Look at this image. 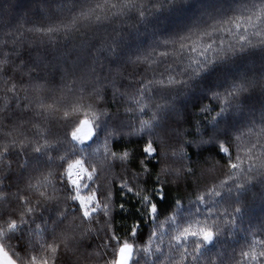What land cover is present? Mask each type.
Returning <instances> with one entry per match:
<instances>
[{
	"label": "snow or ice",
	"instance_id": "snow-or-ice-1",
	"mask_svg": "<svg viewBox=\"0 0 264 264\" xmlns=\"http://www.w3.org/2000/svg\"><path fill=\"white\" fill-rule=\"evenodd\" d=\"M171 2L59 0L40 6L43 22L29 23L25 14L15 28L0 30V200L8 202L7 209L0 208V249L9 264H220L207 250L222 237H234L243 212L241 191L264 180V116L230 141L206 135L197 122L195 134L179 142L184 156L176 160L171 147L160 153L155 179L161 180L163 170L165 183L169 175L178 180L193 172L185 163L186 144L214 142L226 157L208 166L214 172L219 167L217 180L196 195L183 221L176 213L157 221L153 191L144 183L157 159L151 134L139 156L118 142L153 130L163 90L187 86L246 53L264 52V0H243L230 13L210 15L121 57L124 29ZM60 49L77 55L73 60L51 55ZM257 83L264 89V75L211 90L210 101L218 102L211 121L227 115ZM200 111L211 113V104ZM120 113L130 118L128 124L111 123ZM14 164L28 174L22 187L9 192L5 184ZM200 172L205 175L203 168ZM162 187L156 185L157 197ZM233 193L229 210L223 201ZM124 197L150 217L147 238L140 220L124 234L117 232L113 217L126 208ZM176 204L182 207L180 200ZM229 264H264V225L247 233Z\"/></svg>",
	"mask_w": 264,
	"mask_h": 264
},
{
	"label": "trees",
	"instance_id": "trees-1",
	"mask_svg": "<svg viewBox=\"0 0 264 264\" xmlns=\"http://www.w3.org/2000/svg\"><path fill=\"white\" fill-rule=\"evenodd\" d=\"M58 2L59 0H0V30H3L4 27L15 28L17 22L25 14L29 23L43 22L45 17L40 6H51ZM242 2L243 0H172L166 8L149 15L143 21H132L134 27L124 29L120 38L121 57L137 49L147 48L167 35L182 32L194 22L210 15L220 16L230 13L236 5ZM51 55L61 60H73L77 53L72 51L69 54L66 50L60 49ZM261 75H264V52L256 50L237 57L226 66H217L201 77L190 81L187 86L178 85L175 88L163 90L157 100L162 107L157 110L158 119L153 121V130L150 132L145 129L144 135L131 137L127 141L121 139L118 142L119 147L126 145L134 147L136 155L139 156L141 147L149 138L148 135L151 134V139L157 149V159L152 160L151 172L148 173L144 183L147 189L153 191V200L157 203V221L165 219L173 213L177 214L180 221L191 215L196 195L205 191L217 180L215 176L219 172V167L214 172L208 166L213 163L219 165V161L226 160L214 142L199 148L186 144L188 156L185 163L190 164L193 172L185 173L178 180L169 175L168 182L165 183L163 170L161 171V180L155 179L162 163V161L158 162L160 153L163 156L165 149L171 147L176 150V160L184 156L185 154L180 152L179 142L181 138L190 139L195 134L197 122L206 135H215L225 141H230L232 134L244 129L251 122H260L261 117L264 116V89L260 87L259 83L243 97L242 101H234L229 113L217 118L215 122L211 121V116L218 111V102L210 101V91L223 90L230 85L233 79L249 77L259 81ZM208 103L212 107L211 113L201 112L202 105ZM236 103L241 104L239 109L235 107ZM112 107L115 113L116 106ZM129 121V117L120 113L111 123L126 125ZM206 162L207 165H202ZM13 168L15 169V164ZM200 168L205 170V175L201 174ZM27 174L24 170L15 169L11 182L6 183L5 187L9 192L17 187H22ZM157 184L163 185L162 197L155 195ZM239 198L243 201V212L237 215L234 237L229 239L222 237L219 241L214 242L205 254L208 258L215 256L220 264H229L233 250H238L245 243L247 233L264 225V180L246 186L241 191ZM120 199L119 190H117V201L119 202ZM177 200L182 202V207L178 208ZM234 200L233 193L231 198L226 195L223 202L231 210ZM123 201L126 208L123 211H116L113 217L117 232L124 234L134 220H140V231L147 238L153 227L150 217L144 214L142 206L132 198L124 197ZM11 206L17 211L19 210L14 199L11 201ZM0 208L7 209L8 202L0 200ZM138 208L140 211H137ZM45 227L47 228V226ZM34 237L35 233L33 239ZM3 243L8 245L9 240L3 239ZM12 244H15L14 239ZM92 264H96V261H93ZM99 264H103V261H99Z\"/></svg>",
	"mask_w": 264,
	"mask_h": 264
},
{
	"label": "rangeland",
	"instance_id": "rangeland-1",
	"mask_svg": "<svg viewBox=\"0 0 264 264\" xmlns=\"http://www.w3.org/2000/svg\"><path fill=\"white\" fill-rule=\"evenodd\" d=\"M125 255H126V250L122 249L121 250L122 260L124 259ZM0 264H9L8 258L2 249H0Z\"/></svg>",
	"mask_w": 264,
	"mask_h": 264
}]
</instances>
